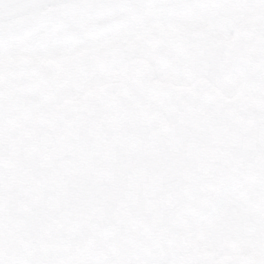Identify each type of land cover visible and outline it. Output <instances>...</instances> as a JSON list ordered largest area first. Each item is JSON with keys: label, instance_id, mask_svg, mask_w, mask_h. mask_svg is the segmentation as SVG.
Here are the masks:
<instances>
[{"label": "water", "instance_id": "water-1", "mask_svg": "<svg viewBox=\"0 0 264 264\" xmlns=\"http://www.w3.org/2000/svg\"><path fill=\"white\" fill-rule=\"evenodd\" d=\"M96 1L0 0V33ZM236 185L264 191V96L134 78L57 104L35 66L0 71V264H216L190 226Z\"/></svg>", "mask_w": 264, "mask_h": 264}, {"label": "flooded vegetation", "instance_id": "flooded-vegetation-1", "mask_svg": "<svg viewBox=\"0 0 264 264\" xmlns=\"http://www.w3.org/2000/svg\"><path fill=\"white\" fill-rule=\"evenodd\" d=\"M25 62L43 73L57 104L134 78L201 87L228 101L259 99L264 0H98L1 32L0 71ZM202 246L216 264L251 256Z\"/></svg>", "mask_w": 264, "mask_h": 264}, {"label": "rangeland", "instance_id": "rangeland-1", "mask_svg": "<svg viewBox=\"0 0 264 264\" xmlns=\"http://www.w3.org/2000/svg\"><path fill=\"white\" fill-rule=\"evenodd\" d=\"M6 55V53H3ZM203 229L192 232L198 242L217 254L264 256V191L236 185L226 193L219 208L200 220ZM133 264H139L134 262ZM163 264H170L165 262Z\"/></svg>", "mask_w": 264, "mask_h": 264}, {"label": "bare ground", "instance_id": "bare-ground-1", "mask_svg": "<svg viewBox=\"0 0 264 264\" xmlns=\"http://www.w3.org/2000/svg\"><path fill=\"white\" fill-rule=\"evenodd\" d=\"M111 259L109 258L107 261L109 262Z\"/></svg>", "mask_w": 264, "mask_h": 264}]
</instances>
